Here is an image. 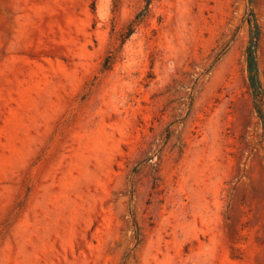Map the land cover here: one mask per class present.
<instances>
[{
    "label": "rangeland",
    "instance_id": "374dc122",
    "mask_svg": "<svg viewBox=\"0 0 264 264\" xmlns=\"http://www.w3.org/2000/svg\"><path fill=\"white\" fill-rule=\"evenodd\" d=\"M146 2L0 0V264H264V0Z\"/></svg>",
    "mask_w": 264,
    "mask_h": 264
},
{
    "label": "trees",
    "instance_id": "16d2710c",
    "mask_svg": "<svg viewBox=\"0 0 264 264\" xmlns=\"http://www.w3.org/2000/svg\"><path fill=\"white\" fill-rule=\"evenodd\" d=\"M151 0H147L146 7L141 12L136 21L146 16V11L150 6ZM249 24V44L246 49V65H247V74H248V84L253 100V108L256 113L257 118L260 121L262 127V137L264 140V89L262 87L260 78H259V68L256 57V50L259 42V28L255 22L254 16L252 13L249 14V17L246 19ZM133 34L132 25L129 27L127 33L123 36V39H128ZM112 65L111 57H108L105 61V69H109Z\"/></svg>",
    "mask_w": 264,
    "mask_h": 264
}]
</instances>
